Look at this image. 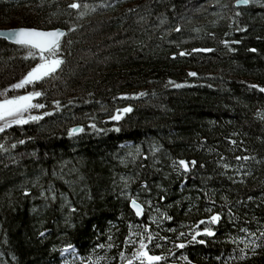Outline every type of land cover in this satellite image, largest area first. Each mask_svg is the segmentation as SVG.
Here are the masks:
<instances>
[{"label": "trees", "instance_id": "1", "mask_svg": "<svg viewBox=\"0 0 264 264\" xmlns=\"http://www.w3.org/2000/svg\"><path fill=\"white\" fill-rule=\"evenodd\" d=\"M72 2L0 0V28L66 31L57 72L7 93L41 91L45 107L0 132V264H81L61 257L68 243L85 262L124 264L145 228L160 264H264V92L249 87H264V0H76L83 16ZM26 55L0 40V91L38 62ZM179 159L196 165L178 173ZM205 227L215 235L191 241ZM250 233L261 247L241 258Z\"/></svg>", "mask_w": 264, "mask_h": 264}, {"label": "snow or ice", "instance_id": "2", "mask_svg": "<svg viewBox=\"0 0 264 264\" xmlns=\"http://www.w3.org/2000/svg\"><path fill=\"white\" fill-rule=\"evenodd\" d=\"M256 0H235L236 7L240 6H247L250 4L255 3ZM264 7V4L261 5ZM68 8L78 10V15L83 16L84 12L79 11L82 8L87 9L88 5L84 4L82 5L79 2H76V0H73L72 3L68 5ZM236 16H240L241 12L237 11L235 13ZM74 28H70L69 31H74ZM179 28H176V31H179ZM237 31H246L245 28H237ZM66 35L64 31L61 29H54L51 31H43L38 30L35 28H18L8 31L0 32V38H4L5 40L21 47L24 49H27V55L25 56V59L32 58L33 60H38L37 63L24 75L18 82L12 84L9 86V88L4 89L3 91H0V132H3L5 128L11 127L12 125H22L27 123L29 120H39L41 119L40 116H34V115H28L25 117L26 113H30L31 109H39L44 108L45 105L43 103H34L33 101L44 95L41 91H28L25 94H17L9 97L7 93L9 91H15L20 89H25L29 86L35 85L37 82L44 80L45 78L51 77L54 73L57 72V70L61 67L62 64L65 63V60L63 59V56L61 55V39ZM225 46H228L230 43H239V41H228L223 40L221 41ZM230 51L234 49H229ZM252 52H256L257 50L255 48L249 49ZM192 51H212V49H193ZM179 55L184 56L186 53L184 51H181ZM189 76H196L197 73L190 72L188 73ZM169 84H172V86L176 88L183 87L184 85L175 83L173 81H169ZM249 87L252 88H259V91L264 92V87H260L258 85H250ZM140 96L146 95L145 93H140ZM54 104L56 107L60 106L59 101H54ZM131 107H125L123 109H117L116 114L111 117L113 120H119L121 118V113H128L131 112ZM48 113H45L47 115ZM92 127H95V125H92ZM82 128H73L70 129L69 135H72L77 132H82ZM233 144L236 143V141H231ZM20 143H24V141H20ZM2 147V146H0ZM15 147V145H13ZM236 159L239 160H245L247 161L249 159L248 156H237ZM196 161H187L184 159L174 160L172 162V167L175 171L178 173L182 170L184 173H187L190 171V168L195 167ZM203 167V165H201ZM225 167H228L225 165ZM144 188H147L148 185L145 183L143 185ZM25 195H29L28 192L24 193ZM55 199V196L52 197ZM163 199V197H161ZM252 197H249V200H251ZM150 203V202H149ZM130 206L135 211V215L137 217L141 216L143 214V205L138 203L136 199L130 200ZM72 212H75L76 209H71ZM206 211L211 212V208L206 209ZM164 215V214H162ZM166 219L171 220L170 216H165ZM221 219V216L219 213L211 215L207 223L208 224H215ZM200 224H205V220L199 221ZM74 226V225H73ZM95 227V226H93ZM171 230V229H170ZM241 231L248 233V229H241ZM145 232L147 233V236L145 237L143 234L140 235L139 239L137 241H133L134 244H137L138 246L135 247L129 257L125 256V253L123 251L120 252V260L124 262V264H160L161 261H164L166 259L165 255L160 254H151L148 250L147 243L145 240H147L148 243L152 240V233L149 229L145 228ZM191 235V241H196L197 243L204 244L205 241L203 239L197 240V237L200 235H206V236H214L215 232L211 230L208 227H205L201 231H196L194 234L189 233ZM41 237L45 236V232L41 231L39 233ZM185 233L181 232L180 236H184ZM250 235L253 237L248 243L245 244V248H241V258H244L247 256V252L245 249L249 248V244L251 245L250 251L253 255L256 254V249L260 248L261 245L256 242L255 239V233H250ZM261 236H264V232L260 233ZM109 240H111V236L108 237ZM166 239V238H165ZM190 241V242H191ZM233 243H236V240L232 241ZM240 243H245L244 238H240ZM96 247L103 249L105 247L104 244L96 245ZM108 247H113L112 244H108ZM155 247H161L160 244H156ZM176 248H184V243H179L175 245ZM73 256L76 258H79L81 261V264H100V260L102 257H97L95 260H92L89 258L87 262L84 261L83 257H77V248L71 244H66L61 250L60 255L61 257H65V255ZM170 255L173 253L169 252ZM184 260L188 261V258L186 256L183 257ZM63 264H69V261L67 259L63 260ZM188 264H191L190 261H188Z\"/></svg>", "mask_w": 264, "mask_h": 264}, {"label": "water", "instance_id": "3", "mask_svg": "<svg viewBox=\"0 0 264 264\" xmlns=\"http://www.w3.org/2000/svg\"><path fill=\"white\" fill-rule=\"evenodd\" d=\"M248 6V5H247ZM240 7H243V6H240ZM21 28V27H20ZM24 28H27V27H24ZM13 29H18V28H0V32H3V31H8V30H13ZM36 29V28H35ZM38 30H42V29H38ZM54 30V29H53ZM62 31H64L65 33H66V31L64 30V29H61ZM43 31H51V30H43ZM63 39V38H62ZM62 39H61V41H62ZM0 40H2V41H5V42H7V43H9V44H11V45H15V44H13V43H11V42H9V41H7V40H5L4 38H0ZM15 46H17V45H15ZM75 128H82L81 126H77V127H75ZM78 133H80V132H77V133H74V134H78ZM138 202V201H137ZM139 203V202H138ZM141 204V203H140ZM132 209V208H131ZM132 211H133V213L135 214V211L132 209ZM142 217H144V207H143V214L141 215V216H139L138 218H142Z\"/></svg>", "mask_w": 264, "mask_h": 264}, {"label": "rangeland", "instance_id": "4", "mask_svg": "<svg viewBox=\"0 0 264 264\" xmlns=\"http://www.w3.org/2000/svg\"><path fill=\"white\" fill-rule=\"evenodd\" d=\"M28 115H29V113H26V114H25V117H27ZM0 123H2V122H0Z\"/></svg>", "mask_w": 264, "mask_h": 264}]
</instances>
